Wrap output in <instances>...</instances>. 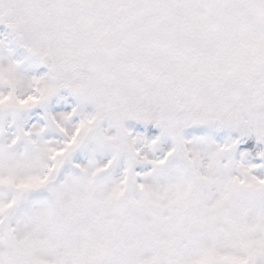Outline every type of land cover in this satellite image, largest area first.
Instances as JSON below:
<instances>
[{"label":"snow or ice","instance_id":"6c2138e0","mask_svg":"<svg viewBox=\"0 0 264 264\" xmlns=\"http://www.w3.org/2000/svg\"><path fill=\"white\" fill-rule=\"evenodd\" d=\"M0 264H264V0H0Z\"/></svg>","mask_w":264,"mask_h":264}]
</instances>
